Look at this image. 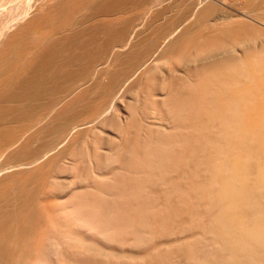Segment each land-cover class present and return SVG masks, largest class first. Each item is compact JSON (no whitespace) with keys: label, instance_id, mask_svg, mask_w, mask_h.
<instances>
[{"label":"bare ground","instance_id":"6f19581e","mask_svg":"<svg viewBox=\"0 0 264 264\" xmlns=\"http://www.w3.org/2000/svg\"><path fill=\"white\" fill-rule=\"evenodd\" d=\"M0 264H264V0H0Z\"/></svg>","mask_w":264,"mask_h":264},{"label":"rangeland","instance_id":"374dc122","mask_svg":"<svg viewBox=\"0 0 264 264\" xmlns=\"http://www.w3.org/2000/svg\"><path fill=\"white\" fill-rule=\"evenodd\" d=\"M168 17H169V16H168ZM168 17H167V18H168ZM166 20H168V19H165V21H166ZM175 54H177V53H175ZM179 54H180V53H179ZM181 54H183V53H181ZM177 55H178V54H177ZM177 55H176V56H177ZM172 56H173V59H172V60H171V59L169 60V58L172 57ZM172 56L168 57V61H169V62L166 61V62H168V64L170 65V67H169V65L167 64V67H169L170 69H171V67H172L171 65L174 64V63H175L174 65H175L176 67L173 66L172 69H174V67H175V68H176L175 70H177V69H181L183 66H185V65L187 64V63H185V60L187 59V57H185V58H186V59H185V58H183L182 56L178 55V59L183 58L182 61H184V62L182 63V61H180V60H178V59H175L176 57H175L174 55H172ZM179 56H180V58H179ZM183 56H184V55H183ZM190 56L193 57V55H190ZM190 56H188V57H190ZM192 57H190V58L187 59V60H190V61H191V59H194V57H193V58H192ZM173 60H174V61H175V60H176V61L178 60V61H177V62H173ZM187 60H186V62H187ZM190 61H188V62H190ZM178 62H179V63L181 62V63L179 64ZM191 62H192V61H191ZM178 64H179V65H178ZM178 66H179V67L181 66V67L179 68ZM164 67H166V66H164ZM164 67H163V68H164ZM166 69H167V68H166Z\"/></svg>","mask_w":264,"mask_h":264}]
</instances>
